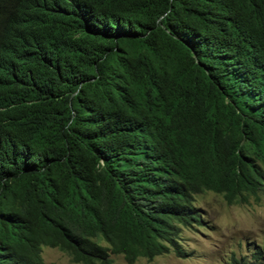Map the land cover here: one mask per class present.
Returning <instances> with one entry per match:
<instances>
[{"label": "trees", "instance_id": "trees-1", "mask_svg": "<svg viewBox=\"0 0 264 264\" xmlns=\"http://www.w3.org/2000/svg\"><path fill=\"white\" fill-rule=\"evenodd\" d=\"M206 191L264 195V0H0V264L186 258Z\"/></svg>", "mask_w": 264, "mask_h": 264}, {"label": "rangeland", "instance_id": "rangeland-1", "mask_svg": "<svg viewBox=\"0 0 264 264\" xmlns=\"http://www.w3.org/2000/svg\"><path fill=\"white\" fill-rule=\"evenodd\" d=\"M194 205L201 222L181 232V244L191 256L179 258L171 251L150 261L139 257L133 264H226L233 253L250 256V249L263 242L264 195L259 200L228 204L222 195L206 191L195 196ZM42 257L46 264H81L48 246L43 247ZM111 257L113 264H127L122 255Z\"/></svg>", "mask_w": 264, "mask_h": 264}, {"label": "clouds", "instance_id": "clouds-1", "mask_svg": "<svg viewBox=\"0 0 264 264\" xmlns=\"http://www.w3.org/2000/svg\"><path fill=\"white\" fill-rule=\"evenodd\" d=\"M102 245H104L102 242H101ZM112 255V254H111Z\"/></svg>", "mask_w": 264, "mask_h": 264}]
</instances>
